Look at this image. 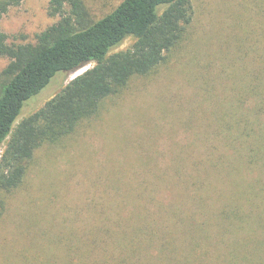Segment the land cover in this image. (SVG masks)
I'll use <instances>...</instances> for the list:
<instances>
[{"label": "rangeland", "instance_id": "rangeland-1", "mask_svg": "<svg viewBox=\"0 0 264 264\" xmlns=\"http://www.w3.org/2000/svg\"><path fill=\"white\" fill-rule=\"evenodd\" d=\"M84 1L101 17L122 0ZM192 3L184 38L153 73L36 150L6 194L0 264H264V151L250 166L233 141L248 115L241 91L258 86L264 0ZM48 7L22 0L0 28L10 42L35 41L60 19ZM9 62L0 56V89ZM91 66L56 75L16 124Z\"/></svg>", "mask_w": 264, "mask_h": 264}, {"label": "trees", "instance_id": "trees-1", "mask_svg": "<svg viewBox=\"0 0 264 264\" xmlns=\"http://www.w3.org/2000/svg\"><path fill=\"white\" fill-rule=\"evenodd\" d=\"M21 2L0 0V21ZM48 10L60 19L35 41L10 42L0 28V56L10 59L0 89V221L6 194L24 183L36 150L72 135L99 113L106 98L120 94L135 77L153 73L182 41L194 16L192 0H122L101 17H94L84 0H49ZM129 38V47L115 51ZM259 60L258 86L240 95L248 118L240 120V135L233 139L246 147L250 166L264 151V47ZM89 64L93 66L16 124L25 104L56 75L75 73ZM247 97L257 102L247 106ZM254 133L259 138L252 142Z\"/></svg>", "mask_w": 264, "mask_h": 264}]
</instances>
